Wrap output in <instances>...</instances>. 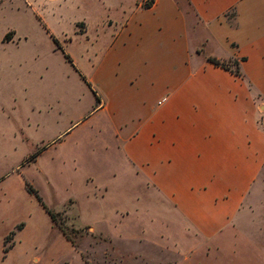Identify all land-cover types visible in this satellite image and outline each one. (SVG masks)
Masks as SVG:
<instances>
[{"label":"rangeland","instance_id":"1","mask_svg":"<svg viewBox=\"0 0 264 264\" xmlns=\"http://www.w3.org/2000/svg\"><path fill=\"white\" fill-rule=\"evenodd\" d=\"M117 3L0 0V264L182 259L171 244L179 230L170 229L182 218L122 153L136 128L117 126L118 104L103 98L107 85L89 80L94 46L103 44L96 35L107 16H118ZM24 181L54 214L53 224ZM240 204L217 239L187 246L201 264H264V160ZM11 231L14 245L4 253Z\"/></svg>","mask_w":264,"mask_h":264},{"label":"crops","instance_id":"2","mask_svg":"<svg viewBox=\"0 0 264 264\" xmlns=\"http://www.w3.org/2000/svg\"><path fill=\"white\" fill-rule=\"evenodd\" d=\"M186 3L192 16L179 0H118L89 80L107 85L117 126L136 128L121 143L135 173L182 218L170 226L174 264H201L187 246L217 239L264 160V0ZM209 56L244 57L243 77Z\"/></svg>","mask_w":264,"mask_h":264},{"label":"trees","instance_id":"3","mask_svg":"<svg viewBox=\"0 0 264 264\" xmlns=\"http://www.w3.org/2000/svg\"><path fill=\"white\" fill-rule=\"evenodd\" d=\"M153 3V0H151V2H146L143 3V7H150L151 4ZM12 34L13 32H8L6 33L4 40H10L12 38ZM66 58L72 62L70 56L68 54H65ZM207 60L212 63L214 66L220 67L224 70L229 71L230 73H232L235 76H239V77H243V74L240 70V64L242 61L245 60L244 57L241 58H236L234 60H219L216 57L213 56H209L207 57ZM230 64L232 65V67L230 66ZM96 101L99 102V98L95 95ZM24 185L27 189V191L31 194H33L35 196V198L37 199V201L39 202V204L43 207V209L47 212V214L50 216L51 220L54 221V214L51 212V210L45 205V203L43 202V200L41 199V197L39 196L38 192L31 188L29 186V184L24 181ZM18 229H21L23 227V223H20L16 226ZM14 234L13 231H11L3 240V252L6 253L7 251H9V249L11 248V246L13 245V241H12V235ZM63 234L66 236V238L68 240H70L68 238V236L66 235V233L63 232ZM10 242V243H9Z\"/></svg>","mask_w":264,"mask_h":264},{"label":"built area","instance_id":"4","mask_svg":"<svg viewBox=\"0 0 264 264\" xmlns=\"http://www.w3.org/2000/svg\"><path fill=\"white\" fill-rule=\"evenodd\" d=\"M142 3L151 2V0H141Z\"/></svg>","mask_w":264,"mask_h":264}]
</instances>
